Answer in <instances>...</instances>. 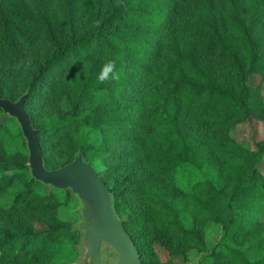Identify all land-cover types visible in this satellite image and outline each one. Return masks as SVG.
<instances>
[{
	"label": "trees",
	"instance_id": "obj_1",
	"mask_svg": "<svg viewBox=\"0 0 264 264\" xmlns=\"http://www.w3.org/2000/svg\"><path fill=\"white\" fill-rule=\"evenodd\" d=\"M54 1L0 0V44L18 60L13 25L27 26L40 40L28 43L24 84L0 88V97L28 93L24 109L41 130L46 167L56 145L71 148V156L78 150L85 155L105 148L106 128L135 123V136L126 141L142 148V168L123 175L121 190L107 186L118 214L129 201L131 218L123 225L142 264L157 231L204 252L200 264H264V237L245 251L231 243L238 229L255 228L248 220L264 200V141L247 149L232 139L234 127L253 111L248 77L264 73V0H105L91 9L89 0ZM133 42L148 49H134ZM109 60L116 72L135 74L133 94L111 97L98 90L97 74ZM92 92L96 109L127 97L125 114L107 119L99 113L70 136L81 119L75 111ZM67 98L70 110L63 108ZM4 116L0 109V190L21 186L9 207L0 206V264H71L80 234L58 217L70 194L31 177L19 125ZM190 122L203 125V133ZM166 131L172 140L164 138ZM37 222L46 229L36 231ZM203 224L220 225L221 238L211 244Z\"/></svg>",
	"mask_w": 264,
	"mask_h": 264
},
{
	"label": "rangeland",
	"instance_id": "obj_2",
	"mask_svg": "<svg viewBox=\"0 0 264 264\" xmlns=\"http://www.w3.org/2000/svg\"><path fill=\"white\" fill-rule=\"evenodd\" d=\"M55 5V1L51 0ZM253 2L254 0H248ZM91 3L90 9L97 4L102 5L105 0H89ZM147 10H150L147 6ZM146 10V11H147ZM80 23L82 22L83 17L78 18ZM60 20L63 21V16L60 17ZM64 22V21H63ZM12 25V24H11ZM13 28L9 30H15L16 38V49L19 54V59L7 50L6 47L0 44V88L6 91H13L20 88L24 84V73L27 70V62L30 59L31 48L28 45L31 38H33L35 44L40 40L30 33V29L27 26H12ZM140 28V26H138ZM142 30H145L143 28ZM144 42H147V38L144 39ZM140 47L142 51L148 49V45H138L133 42L130 47ZM7 51V52H6ZM128 59L124 58L123 62H127ZM249 66H247L248 68ZM118 78L109 79L98 84V90L104 89L111 97L119 96H129L128 94H133L134 89L136 88V78L130 77L131 73L129 70H122L121 72L117 71ZM135 76V74H133ZM248 85L252 88L250 93V102L252 105V114L251 116L243 123L237 124L234 127L232 132V139L243 148H252L253 144L256 142L264 141V73H251L248 77ZM95 97V98H94ZM127 97H124L126 99ZM124 99L121 101V105L115 100H112L111 103L103 107L99 106L97 109L95 104L96 93L92 92L91 95H86L82 104H80L75 113L80 116V120L76 125L71 128L70 136H74L76 133H80L81 125L85 119L88 121L92 117L97 116L99 113H103L107 119H112L117 116H123L125 110L121 108L124 104ZM128 99V98H127ZM64 110H70L71 104L69 98L65 99L63 102ZM8 116H4V120ZM192 128L200 130L203 133L204 126L198 125L196 122L192 123ZM135 123L131 125L120 127L115 126V128H106L102 132V136L106 137L108 140L105 148H95L93 147L87 151L84 155L85 159L90 162L98 171L99 175L104 179L107 185L116 186L117 190H121L125 187L124 184L119 181L123 178V175L128 171H136L142 168L141 159L139 153H141L142 148L137 142L127 143L129 136H135L134 133ZM163 134V133H162ZM164 138L167 141L172 140L171 133L166 131L163 134ZM74 145V142H73ZM71 148H64V146L56 145L53 148H50V155L48 157L51 160L49 167L51 169H56L61 166H64L71 162L74 156L78 153V150L73 156L70 153ZM72 159V160H71ZM45 164H46V159ZM15 172H19L20 164L15 165ZM262 175L264 177V169L262 170ZM21 186V183H15L7 189L2 188L0 190V206L9 207L12 198ZM160 191L162 186L159 187ZM46 191H49V188H46ZM67 193V192H66ZM70 198L66 204H63L58 209V217L63 221L71 224L72 228L76 230V225L82 220L80 214V205L79 201L75 196H73L69 191ZM167 198H171L173 193L171 190H165ZM113 197V194H112ZM114 200V197H113ZM186 204H189L187 200H184ZM119 209V218L122 222L130 220L129 216V201H125ZM191 205V204H189ZM115 206V202H114ZM116 209V208H115ZM259 215L255 219H250V223L255 225V228L250 229L246 226L239 228L238 231L232 236L231 243L236 245L240 250H248L249 247L260 238L264 237V200L258 206ZM36 231H41L46 229L47 225L37 222L34 225ZM202 230L205 232V237L211 244L216 242L221 238V226L217 224L212 225H202ZM81 235V233L79 232ZM150 234V232H149ZM156 237L157 241L147 245V249L144 255L146 264H200L204 256V252L199 253L197 249H190L188 247L182 246L174 241L168 239V237L163 236L161 231H157ZM78 258L71 264H79L80 258H82V249L80 244H78ZM256 257V256H255Z\"/></svg>",
	"mask_w": 264,
	"mask_h": 264
},
{
	"label": "water",
	"instance_id": "obj_3",
	"mask_svg": "<svg viewBox=\"0 0 264 264\" xmlns=\"http://www.w3.org/2000/svg\"><path fill=\"white\" fill-rule=\"evenodd\" d=\"M27 95L25 92L17 100L0 97V109L19 125L31 177L51 188L69 191L79 201V264H142L138 247L117 215L109 187L83 153L78 151L70 163L59 168L46 167L39 144L41 130L33 126L24 109Z\"/></svg>",
	"mask_w": 264,
	"mask_h": 264
},
{
	"label": "clouds",
	"instance_id": "obj_4",
	"mask_svg": "<svg viewBox=\"0 0 264 264\" xmlns=\"http://www.w3.org/2000/svg\"><path fill=\"white\" fill-rule=\"evenodd\" d=\"M116 78H118V74L116 72L115 62L111 60L103 64V66L101 67L100 71L97 74V79L101 82Z\"/></svg>",
	"mask_w": 264,
	"mask_h": 264
}]
</instances>
